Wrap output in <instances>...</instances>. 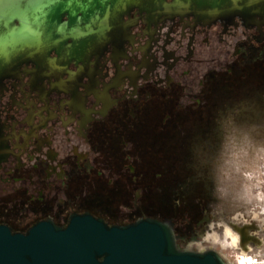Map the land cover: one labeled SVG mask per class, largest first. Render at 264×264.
<instances>
[{
  "label": "flooded vegetation",
  "instance_id": "af4514ba",
  "mask_svg": "<svg viewBox=\"0 0 264 264\" xmlns=\"http://www.w3.org/2000/svg\"><path fill=\"white\" fill-rule=\"evenodd\" d=\"M33 7L0 0V226L13 232L75 214L152 217L147 193L191 170L179 151L206 132L193 119L210 93L264 86V0L218 14L133 7L116 28L77 36L51 26L67 12L35 25ZM226 228L206 242L257 264L264 241L238 226L226 246Z\"/></svg>",
  "mask_w": 264,
  "mask_h": 264
},
{
  "label": "rangeland",
  "instance_id": "374dc122",
  "mask_svg": "<svg viewBox=\"0 0 264 264\" xmlns=\"http://www.w3.org/2000/svg\"><path fill=\"white\" fill-rule=\"evenodd\" d=\"M201 110L203 118L193 120L207 123L206 132L179 151L191 170L162 179L166 188L147 193L145 211L171 222L179 248L213 250L228 264H237L239 249H223L205 238L208 233L222 234L224 227L240 226L264 241V86L254 93H210ZM236 232L239 242L241 232ZM224 236L226 246H232L231 238L226 239L230 236ZM193 239L202 245L191 243ZM257 248L262 250L259 264L264 260V242ZM242 258L249 260L244 253Z\"/></svg>",
  "mask_w": 264,
  "mask_h": 264
},
{
  "label": "water",
  "instance_id": "95a60500",
  "mask_svg": "<svg viewBox=\"0 0 264 264\" xmlns=\"http://www.w3.org/2000/svg\"><path fill=\"white\" fill-rule=\"evenodd\" d=\"M262 0H33L35 25L59 9L70 21L52 24L69 35L118 26V18L133 7L154 11L190 9L218 14ZM81 12V16H78ZM0 264H228L213 250L179 248L171 222L141 218L126 225H109L90 214H75L66 226L40 221L26 233L0 226Z\"/></svg>",
  "mask_w": 264,
  "mask_h": 264
},
{
  "label": "bare ground",
  "instance_id": "6f19581e",
  "mask_svg": "<svg viewBox=\"0 0 264 264\" xmlns=\"http://www.w3.org/2000/svg\"><path fill=\"white\" fill-rule=\"evenodd\" d=\"M225 234H226V236H230V238H231L230 240H231V243L233 245L238 243L239 235L235 230H233L231 228H226Z\"/></svg>",
  "mask_w": 264,
  "mask_h": 264
},
{
  "label": "clouds",
  "instance_id": "9594fccd",
  "mask_svg": "<svg viewBox=\"0 0 264 264\" xmlns=\"http://www.w3.org/2000/svg\"><path fill=\"white\" fill-rule=\"evenodd\" d=\"M240 264H255V261H252V260H248V261H246V260H244V259L242 258L241 261H240ZM260 264H264V260H261V261H260Z\"/></svg>",
  "mask_w": 264,
  "mask_h": 264
},
{
  "label": "snow or ice",
  "instance_id": "6c2138e0",
  "mask_svg": "<svg viewBox=\"0 0 264 264\" xmlns=\"http://www.w3.org/2000/svg\"><path fill=\"white\" fill-rule=\"evenodd\" d=\"M47 3L48 4H54V3H56V0H47Z\"/></svg>",
  "mask_w": 264,
  "mask_h": 264
}]
</instances>
